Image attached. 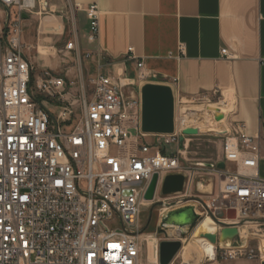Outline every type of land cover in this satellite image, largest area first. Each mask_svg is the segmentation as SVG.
<instances>
[{
    "label": "built area",
    "instance_id": "built-area-1",
    "mask_svg": "<svg viewBox=\"0 0 264 264\" xmlns=\"http://www.w3.org/2000/svg\"><path fill=\"white\" fill-rule=\"evenodd\" d=\"M83 9L89 20L85 39L92 45L100 34L99 8ZM51 13L48 0H0V264H144L143 241L149 240L140 230V215L145 194L155 174L156 198L165 177L180 168L181 150L168 152L167 147L179 146L189 135L187 125L175 111L173 133H144L141 94L133 90L144 74L137 80L106 73L104 65L91 73L84 59L99 52L82 49L76 31L61 49L75 55V75L68 68L36 78L31 46L24 41L25 21L31 16L45 20ZM222 54L231 57L227 49ZM214 98H181L180 103ZM221 135L224 162L233 167L219 169L224 179L208 208L194 207L195 226L235 211L236 219L223 222L239 233L221 241L222 227L214 221L217 242L201 237L212 245V254H203L199 264L259 256L262 264L261 249L257 254L250 248L241 230L264 227V178L258 173L262 141L238 121ZM169 212L160 213L159 229L168 227L163 219ZM161 241L156 238V260L150 263L160 264Z\"/></svg>",
    "mask_w": 264,
    "mask_h": 264
},
{
    "label": "crops",
    "instance_id": "crops-1",
    "mask_svg": "<svg viewBox=\"0 0 264 264\" xmlns=\"http://www.w3.org/2000/svg\"><path fill=\"white\" fill-rule=\"evenodd\" d=\"M48 3L54 13L47 18H61L62 28L49 33L41 29L43 18H27L24 28L29 30L39 22L37 41H31L24 31L31 56L36 52L43 59L41 48L46 47L55 50L50 55L56 57L76 31L82 49L99 52L84 59V66L91 73L104 65L106 73H121L137 80L144 74L140 84L133 87L135 95H140L146 84H158L170 86L176 101L212 96L226 102L230 110L228 127L238 121L245 125L248 134L260 136L258 173L264 178V0H48ZM89 4L98 5L100 21L99 39L92 45L85 39L89 20L83 8ZM67 25L71 27L67 29ZM224 49L231 57L222 54ZM131 53L136 59L128 58ZM45 61L42 67H59L55 74H64L69 68V75L73 76L78 67L76 62L54 65L52 58ZM139 61L142 67H138ZM42 73L36 67V78ZM226 166L225 162L219 163L221 169Z\"/></svg>",
    "mask_w": 264,
    "mask_h": 264
},
{
    "label": "rangeland",
    "instance_id": "rangeland-1",
    "mask_svg": "<svg viewBox=\"0 0 264 264\" xmlns=\"http://www.w3.org/2000/svg\"><path fill=\"white\" fill-rule=\"evenodd\" d=\"M38 23H35L36 27H34L32 30H29L28 27L24 28V31H27L26 36H28L29 39L34 42L37 41L35 33L38 27ZM69 26L71 27V25H67V29L69 28ZM41 29L45 31L46 27L42 25ZM43 48H41L43 59L42 56H40L36 52H33L32 55L33 62L40 71H49L54 74L56 73V71L58 72L59 67H42V65L46 63L45 59L52 58V62L54 65L55 63L59 64L60 62L62 63V65H72V62H74V54H65V52L60 51L57 56L53 58L50 53L53 52L55 54V50L50 51V49L48 48L47 50H43ZM218 102H220L219 99L214 98L206 102L197 101L185 102L182 104V102L180 103L179 99L177 100L176 106L177 119H180L182 116L185 125L193 123L197 128H214L216 125V119L214 117H208L205 114L198 115L197 113H193L194 110L192 109L194 107H215ZM185 105H188L187 107H185L188 110L187 113L183 112L184 109L183 111L181 109V107ZM209 108H207L206 111H209ZM229 112L230 110L227 114H229ZM199 121H201L202 123ZM206 121L210 124L207 125ZM225 125L227 129V127L229 126L228 118L226 119ZM221 133L222 132L214 131L199 132L198 134L188 135L187 137H185L183 143H180L179 146L169 145L167 147L168 152H176L178 149L181 150V152L179 153L180 168L176 173H182L186 176V186L182 193L169 196H164L160 190L154 202H151V204H149V206L147 207H142L143 211L140 215V230L143 234H145L143 238H150L148 239L149 242H147L146 240L143 241L144 249L142 254V261L144 264H153L150 263L151 261L155 262V259L150 261L149 244L155 242V240L152 238L157 237L162 240H180L182 242L183 246L177 255L176 264H180L183 261L190 262L191 264H199L201 262L204 256L203 254H205V252L201 251V243L195 240L197 238L194 236V232L196 231L197 226L180 227L171 225L165 227V229L162 230L158 228V225L161 212H166L167 210L171 212L189 206H196L201 212H203L204 207H207V204H210V202L219 195L220 186L222 180L224 179V175H221L219 173V169H221L219 167V163L224 162L222 154L223 137ZM148 140L152 141L151 138H149ZM142 141H145V139H142ZM228 167L233 166L227 164L226 168ZM164 201L168 203L167 206L165 205L166 207H164V205H155L157 202ZM163 207L165 208L164 210ZM242 230H244L243 237L249 238L248 242L250 248H253L255 252L259 254L261 242L264 241V227L257 228L254 226H250L246 229L243 228ZM156 233L157 237H155V235H152ZM147 235L148 237H146ZM256 262L261 264L260 256L255 259L244 257L231 261L219 259L217 264H256Z\"/></svg>",
    "mask_w": 264,
    "mask_h": 264
},
{
    "label": "water",
    "instance_id": "water-1",
    "mask_svg": "<svg viewBox=\"0 0 264 264\" xmlns=\"http://www.w3.org/2000/svg\"><path fill=\"white\" fill-rule=\"evenodd\" d=\"M24 17H27L24 14ZM142 98V130L144 133L171 134L175 131V111L176 100L173 89L167 85L146 84L141 90ZM224 118L222 112L216 115L217 120ZM135 133V131H133ZM185 134L194 135L199 132L194 128L184 130ZM184 137L180 141L183 143ZM159 180V175L155 174L149 184L145 199L153 201ZM186 185V176L182 173L168 174L162 184L161 192L164 196L182 193ZM155 205H163L157 202ZM236 219L235 211L223 212L222 215L214 217V221L222 227L219 240L227 241L234 239L239 231L237 226H229L223 220ZM199 221V216L193 206L184 207L168 213L163 219L164 224L176 225L180 227L195 226ZM197 237L208 238L211 242H217V234L208 231L197 233ZM180 240H162L159 244V263L171 264L182 249ZM264 264V262H262Z\"/></svg>",
    "mask_w": 264,
    "mask_h": 264
},
{
    "label": "bare ground",
    "instance_id": "bare-ground-1",
    "mask_svg": "<svg viewBox=\"0 0 264 264\" xmlns=\"http://www.w3.org/2000/svg\"><path fill=\"white\" fill-rule=\"evenodd\" d=\"M61 19V18H60ZM52 20V21H51ZM44 23V24H43ZM43 23L42 25H44V27H46V30L49 31V30H60L61 28V23L59 22V19L57 18H54V19H45L43 20ZM50 23V24H49ZM58 25H60V28H57ZM45 30V31H46ZM42 50V49H41ZM43 50H47V48H43ZM45 52V51H44ZM47 52V51H46ZM48 53V52H47ZM43 54V53H42ZM219 105V104H217ZM215 106V107H192L194 110L193 113H197L198 115H201V114H205L206 116L208 117H214V114L216 112H222L224 114V118L221 119V120H216V125L214 128H210V127H206V128H197L196 125H194L193 123H190V124H187V128H194L196 129L198 132H207V131H214V132H224V130H226V119H227V113H228V108L225 106L226 105V102L225 103H221L220 106ZM188 105H185V106H182L181 109L183 112L187 113L188 110L185 108L187 107ZM209 108V111H206V109ZM198 122V121H196ZM201 122V121H199ZM202 123V122H201ZM200 124V123H199ZM190 125H193V127H189ZM186 128V129H187ZM152 201L150 200H145L143 201V205L144 207H147L149 206V204H151ZM217 224L210 218H205L201 221V223L197 226L196 228V231L194 232V236L197 238L195 240H197L198 242L201 243V251H204L205 253L207 254H212V245L205 239L203 238H200V237H197V233L199 232H202V231H208V232H215L217 230ZM166 226H171V225H166ZM173 227V226H172ZM171 227V228H172ZM217 227V228H216ZM243 228H247V227H242L241 230ZM243 231V230H242ZM150 239V238H148ZM155 240V242L149 244L150 247H149V256H150V260H156V253H155V247H156V238H152ZM148 248V247H147ZM261 251H262V254H263V257H264V241L261 242ZM189 254V252H188Z\"/></svg>",
    "mask_w": 264,
    "mask_h": 264
}]
</instances>
